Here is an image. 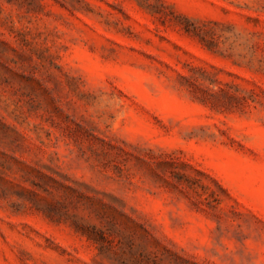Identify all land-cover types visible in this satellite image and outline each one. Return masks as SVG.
Wrapping results in <instances>:
<instances>
[{
	"label": "rangeland",
	"instance_id": "1",
	"mask_svg": "<svg viewBox=\"0 0 264 264\" xmlns=\"http://www.w3.org/2000/svg\"><path fill=\"white\" fill-rule=\"evenodd\" d=\"M0 264H264V0H0Z\"/></svg>",
	"mask_w": 264,
	"mask_h": 264
}]
</instances>
